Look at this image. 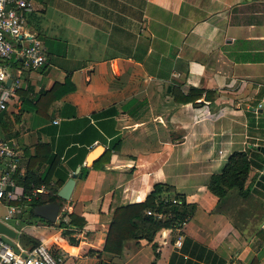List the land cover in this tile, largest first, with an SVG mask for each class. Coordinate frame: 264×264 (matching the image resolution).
I'll use <instances>...</instances> for the list:
<instances>
[{
    "label": "crops",
    "instance_id": "1",
    "mask_svg": "<svg viewBox=\"0 0 264 264\" xmlns=\"http://www.w3.org/2000/svg\"><path fill=\"white\" fill-rule=\"evenodd\" d=\"M24 28L43 41L47 61L8 63L19 86L0 114V137L20 152L16 173L39 143L54 144L67 179L92 149L103 146L102 155L116 135L119 142L102 168L76 177L60 206L86 220L78 243L38 217L20 224L18 210L9 220L17 244L25 231L62 252L59 264H250L255 255L264 264L256 236L264 169L251 168V190L237 192L243 207L207 187L234 151L264 144V107L255 109L264 96V0H35ZM190 87L205 91L174 100ZM157 182L171 186L161 197L179 193L196 205L184 242L162 228L156 252L144 238L125 239L120 254L104 251L115 207L143 200Z\"/></svg>",
    "mask_w": 264,
    "mask_h": 264
},
{
    "label": "trees",
    "instance_id": "2",
    "mask_svg": "<svg viewBox=\"0 0 264 264\" xmlns=\"http://www.w3.org/2000/svg\"><path fill=\"white\" fill-rule=\"evenodd\" d=\"M68 78L69 76L67 75V81ZM59 85V83H55L51 89L55 90ZM204 91L205 90L202 88L190 87L187 93L175 95L174 100L183 103L192 102L201 97ZM41 96L43 97V95ZM118 140L119 136L116 135L106 151L93 162L91 165L93 168L103 167V164L109 160L112 148H116L119 142ZM84 149L86 148L84 147ZM60 162L61 157L59 153L54 150L53 143H39L36 146L35 154L30 155L27 159L25 173H16V183L22 186L23 194L19 200L13 199L8 201V203L15 205L21 212L20 222L22 224L25 221L23 219L25 218L24 212L27 213V219L37 217L32 212L34 205L58 200L60 206H62V202L66 201L57 195V190L66 179V174L59 172L61 168ZM81 162L82 159H80V163ZM43 163L47 164V167L44 171H38V167ZM91 166H81L80 171L82 177L86 175ZM251 168H256L257 170L264 169V153L252 147H247L244 150H236L228 157L219 172L210 175L207 187L218 197V200L224 197L231 189H236L238 194L246 196L252 187L250 186L251 180L256 177H252L250 183L245 185ZM261 176L262 179H259L258 182L261 183V187L264 189V170ZM53 177H56V179L53 180ZM41 185H44L46 191L37 193L32 192L35 187ZM170 188L171 186L168 184L157 182L143 200L115 207L112 220L106 232L103 250L114 254H120L125 239L144 238L152 242V247L156 252L157 244L153 242V238L158 230L170 228L172 231L176 232V228H180L176 234H181V222L191 217L196 205L195 203L185 201L179 193H174L172 197L160 196V193L165 190L170 191ZM258 190L261 191V189ZM262 193H264V190H262ZM2 202H5V200L0 201L1 204ZM146 210H151V213H147ZM65 214L68 216V220H64L63 217H61V221L58 225V227L61 228L60 234L66 238L70 244H77L78 238H76L75 235L83 228L86 220L84 217L75 213L65 212L64 215ZM157 214H160V216L158 217ZM38 219L49 223V221L44 218L38 217ZM256 236L259 242L264 243L263 228H259L256 231ZM18 239L22 246L27 247H33L41 242L38 238L25 231L20 232ZM183 242L184 241H182V243ZM223 262L224 261H221V263ZM100 264L111 263L101 260ZM250 264H260L256 255L252 258Z\"/></svg>",
    "mask_w": 264,
    "mask_h": 264
},
{
    "label": "built area",
    "instance_id": "3",
    "mask_svg": "<svg viewBox=\"0 0 264 264\" xmlns=\"http://www.w3.org/2000/svg\"><path fill=\"white\" fill-rule=\"evenodd\" d=\"M34 2L35 0H0V112L7 108L10 96L15 94L19 86V75L10 73L9 61L17 56L25 66L33 68L47 61L43 41L24 30L27 13L33 9ZM8 77H11L9 84L6 83ZM262 107H264V96L257 101L255 109ZM19 159L20 152L17 148L7 139L0 137V201L5 200L6 206V212L1 215V219L8 224L18 211L17 207L8 201L19 200L23 194L15 178ZM44 191L46 189L41 185L35 187L32 192ZM146 212L150 214L151 210ZM157 216L159 217L160 214ZM185 222L186 219L180 226ZM179 229L176 228V232ZM181 243L182 236L177 233L175 244L180 246ZM17 247L18 252L2 238L0 233V264H59L63 260L62 252L43 241L33 247L19 244Z\"/></svg>",
    "mask_w": 264,
    "mask_h": 264
},
{
    "label": "water",
    "instance_id": "4",
    "mask_svg": "<svg viewBox=\"0 0 264 264\" xmlns=\"http://www.w3.org/2000/svg\"><path fill=\"white\" fill-rule=\"evenodd\" d=\"M10 81H11V77H8L6 83L9 84ZM251 146L252 148L257 149L262 153H264V144H255ZM102 151H103V146L101 145L92 149L86 156L85 159L86 165L91 166L93 162L101 155ZM80 169L81 166L78 165L76 169L73 171V173L63 182V184L57 190V195L61 199L66 200L70 197L76 182V177L81 176ZM59 209H60V202L58 200H54V201H49L34 205L32 212L37 217L44 218L51 223L59 225L61 221L59 217ZM18 216H21V213H19ZM0 233L2 235V238L5 241H7L15 249L16 252H18L19 249L17 247V243L14 241V239L17 236V229L9 225L8 223L2 221L1 216H0Z\"/></svg>",
    "mask_w": 264,
    "mask_h": 264
},
{
    "label": "rangeland",
    "instance_id": "5",
    "mask_svg": "<svg viewBox=\"0 0 264 264\" xmlns=\"http://www.w3.org/2000/svg\"><path fill=\"white\" fill-rule=\"evenodd\" d=\"M237 190L236 189H231L229 192H228V194L225 196V198L226 199H231V206H237V207H243V205H244V201H243V204H240V203H238L240 200H237L236 198H237ZM247 205V214H249V212L251 211V210H253V212H254V210L255 209H257V207H255L251 202H249L248 200H246L245 201V206ZM261 209V207H260V205H258V213L261 211L260 210ZM6 212V207L3 205V204H1L0 203V216L1 215H3L4 213ZM253 212H252V214H253ZM24 217L26 218L27 217V213L26 212H24ZM59 217H60V219H61V217H64V212L61 210V209H59ZM20 224H22L21 222H20ZM18 228V227H17Z\"/></svg>",
    "mask_w": 264,
    "mask_h": 264
}]
</instances>
